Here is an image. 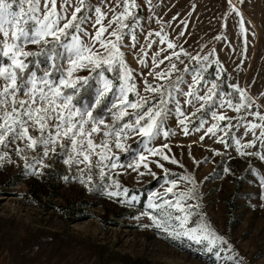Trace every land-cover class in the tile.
I'll return each instance as SVG.
<instances>
[{
	"label": "snow or ice",
	"instance_id": "obj_1",
	"mask_svg": "<svg viewBox=\"0 0 264 264\" xmlns=\"http://www.w3.org/2000/svg\"><path fill=\"white\" fill-rule=\"evenodd\" d=\"M144 4L153 9L152 0ZM227 5L225 21L234 14L244 35L240 7L233 0ZM142 6L137 0H0V148L12 149L0 150V165L13 163L14 156L23 163L22 175L43 178L53 167L47 161L59 159L65 165L63 180L132 207L140 197L120 174L134 173L137 181L159 175L161 183L147 193L136 217L148 222L139 226L201 247L215 257L212 264H245L202 211V180L164 161L185 169L168 141L191 130L200 133V141L211 137L221 145L211 148L212 156L232 160L234 151L264 162V92L251 95L250 86L233 82L231 73L225 87L227 69L216 50L193 54L178 42L185 33L169 36L161 19L159 30L144 33L137 11ZM152 16L150 11L149 21ZM137 28L144 40L139 51ZM241 47L246 51V43ZM126 51L141 68L128 63ZM88 88L93 99L81 105L79 97ZM132 137L141 147L130 162L121 163ZM249 170L259 176L264 200V171ZM222 171L232 170L225 164Z\"/></svg>",
	"mask_w": 264,
	"mask_h": 264
},
{
	"label": "rangeland",
	"instance_id": "obj_2",
	"mask_svg": "<svg viewBox=\"0 0 264 264\" xmlns=\"http://www.w3.org/2000/svg\"><path fill=\"white\" fill-rule=\"evenodd\" d=\"M137 2L143 5L137 11L143 17L144 33L148 28L159 30L157 19H161L166 22L163 28L169 36L176 38L178 31L185 33L178 42L186 50L203 54L215 49L233 82L249 85L250 94L255 97L264 92V0H233L243 13L247 30L244 35L234 14L229 13L227 20L224 19L227 0H152V10L144 0ZM136 33L139 51V44L144 43L143 34L139 28ZM125 43L130 44L131 40L126 37ZM245 43L246 51L241 47ZM126 59L133 68L142 67L132 52L126 51ZM146 59L150 67L151 55ZM93 96L94 92L92 99ZM92 99L84 97L79 103ZM169 127H175V119L169 120ZM199 135L190 130L187 136L177 133L169 138L172 153L183 161L185 169L167 161L165 166L176 171L187 170L201 179L202 211L227 236L245 264H264V200L259 198V176L249 170L264 171V162L255 156H237L234 151L232 160L212 156L211 148L221 145L211 137L200 141ZM96 139L99 141L101 136L97 135ZM129 145V151L121 153V163L130 162L133 153L141 147L135 137ZM194 160L206 162L197 165ZM13 161L0 165V264H212L215 261L214 256L210 257L195 244L172 241L152 228L140 227V223L148 222L146 217L138 221L137 215H119L125 204L106 197L102 191L90 193L79 183L63 180L65 165L59 159L47 161L53 167L45 169L43 178L22 175L23 163L14 156ZM225 164L231 168L230 173L222 171ZM153 168L160 173V169L154 165ZM119 179L130 188L146 186L147 193L161 183L159 175L156 178L146 175L137 181L131 172L121 173ZM150 184L153 187H148ZM137 194L141 199V193ZM70 200L85 208L87 217L64 215L51 206ZM104 215L118 223H105Z\"/></svg>",
	"mask_w": 264,
	"mask_h": 264
},
{
	"label": "trees",
	"instance_id": "obj_3",
	"mask_svg": "<svg viewBox=\"0 0 264 264\" xmlns=\"http://www.w3.org/2000/svg\"><path fill=\"white\" fill-rule=\"evenodd\" d=\"M41 59H43V58H41ZM210 71L214 73V71H215L214 65L210 68ZM227 77H228V73L226 72L224 74L225 87L227 86ZM92 94H93V89H91V88L86 89L82 93V95L79 97V101H81L84 97H88L91 100ZM153 184H150V186H148V187H153L152 186ZM9 185H13V184H9ZM132 189H134L136 193H141V199L135 207H132V206L125 204L124 211L119 214L121 216L134 217L138 214V210H141L143 208V202L145 201V198L147 195L146 194L147 193L146 192V186L133 187ZM78 204H79L78 202H74V201L70 200L66 204H52L51 206L56 208V210H58L59 212H61L64 215L69 214V215H74V216L87 217V214H88L87 210L83 207H80ZM102 219H104L103 221L105 223H110V224L118 223L114 219L108 218L107 215L102 216Z\"/></svg>",
	"mask_w": 264,
	"mask_h": 264
}]
</instances>
